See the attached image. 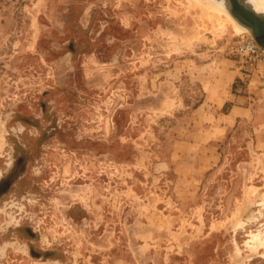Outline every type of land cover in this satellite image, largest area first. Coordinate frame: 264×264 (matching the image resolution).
<instances>
[{
	"label": "rangeland",
	"instance_id": "374dc122",
	"mask_svg": "<svg viewBox=\"0 0 264 264\" xmlns=\"http://www.w3.org/2000/svg\"><path fill=\"white\" fill-rule=\"evenodd\" d=\"M193 2L0 0V264H264V56Z\"/></svg>",
	"mask_w": 264,
	"mask_h": 264
},
{
	"label": "bare ground",
	"instance_id": "6f19581e",
	"mask_svg": "<svg viewBox=\"0 0 264 264\" xmlns=\"http://www.w3.org/2000/svg\"><path fill=\"white\" fill-rule=\"evenodd\" d=\"M214 1L216 2L215 4L210 3L208 1H204V0H194V2L191 4H192L193 8L196 5H199L204 10L206 16L211 18V20L213 21V23L215 25H222V23L229 22L231 25H233V27L236 31L250 32L251 34L250 33L249 34L255 39L253 32L251 31L250 28H248L244 24L240 23L235 17L233 18L230 15V12H229L230 11V4H229L228 0H224V3L226 2L225 6H227L228 9L224 5H222V2L221 3L219 2L221 0H219V1L214 0ZM245 1L247 2V0H245ZM248 1L249 2H247V3L252 8H254V10L264 14V0H248ZM217 5H219V6H217ZM224 13H226V14H224ZM223 14L225 15V17Z\"/></svg>",
	"mask_w": 264,
	"mask_h": 264
},
{
	"label": "water",
	"instance_id": "95a60500",
	"mask_svg": "<svg viewBox=\"0 0 264 264\" xmlns=\"http://www.w3.org/2000/svg\"><path fill=\"white\" fill-rule=\"evenodd\" d=\"M230 13L251 29L256 42L264 48V14L257 12L245 0H228Z\"/></svg>",
	"mask_w": 264,
	"mask_h": 264
},
{
	"label": "built area",
	"instance_id": "2783aa9c",
	"mask_svg": "<svg viewBox=\"0 0 264 264\" xmlns=\"http://www.w3.org/2000/svg\"><path fill=\"white\" fill-rule=\"evenodd\" d=\"M235 50L242 55L245 62H249L251 65L262 60L264 56V49L252 36H248L246 33L242 34V39Z\"/></svg>",
	"mask_w": 264,
	"mask_h": 264
}]
</instances>
